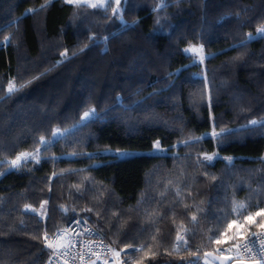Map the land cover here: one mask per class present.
Returning a JSON list of instances; mask_svg holds the SVG:
<instances>
[{
  "label": "trees",
  "instance_id": "16d2710c",
  "mask_svg": "<svg viewBox=\"0 0 264 264\" xmlns=\"http://www.w3.org/2000/svg\"><path fill=\"white\" fill-rule=\"evenodd\" d=\"M113 9L0 0V264H43L44 233L77 216L123 264L190 259L228 222L246 235L264 219H243L264 209V0ZM10 82L19 90L9 94ZM92 108L97 116L80 125ZM56 129L70 132L55 139ZM37 149L40 163L11 166ZM181 233L187 248L175 251Z\"/></svg>",
  "mask_w": 264,
  "mask_h": 264
},
{
  "label": "built area",
  "instance_id": "2783aa9c",
  "mask_svg": "<svg viewBox=\"0 0 264 264\" xmlns=\"http://www.w3.org/2000/svg\"><path fill=\"white\" fill-rule=\"evenodd\" d=\"M81 221L80 226L75 225V220ZM86 221V223H85ZM252 233H256V236H252ZM48 239L52 242L53 247L47 248V257L43 264H50V257L52 264H123V259L120 252L103 236V234L93 226L84 216H77L73 218L68 224L56 229L52 233H47ZM183 239L177 241L175 239L173 243V250L178 251L180 249H186L184 234H179ZM242 239L233 241L232 243L217 245L215 244L209 249L195 248V256L183 261L170 262L166 260L151 262L148 264H205L207 261L209 264H216L210 260L205 254L212 253L217 256H231L232 260H229L228 264L235 263L237 256V250L232 248L233 244H243L249 239L257 242L259 238H264V231L257 228L246 235H242ZM219 238L214 237L215 240ZM43 244L45 240L43 236ZM219 249V251H217ZM225 249H231V251H224ZM55 253V255H53ZM64 253H67L65 255ZM119 253V255H117ZM259 259V257H256ZM245 263H253L252 260L244 257Z\"/></svg>",
  "mask_w": 264,
  "mask_h": 264
},
{
  "label": "snow or ice",
  "instance_id": "6c2138e0",
  "mask_svg": "<svg viewBox=\"0 0 264 264\" xmlns=\"http://www.w3.org/2000/svg\"><path fill=\"white\" fill-rule=\"evenodd\" d=\"M81 0H66V3L69 4H76L77 6H79ZM117 4H119L120 0H116ZM90 7H103L104 5L102 3L100 4H90ZM43 7V6H42ZM32 11V10H29ZM119 9H113V12L116 13L118 12ZM257 35L259 36H264V25H262L261 27L257 28ZM90 39H94L92 37H90ZM248 39H254V37L249 34ZM198 50L195 47H190V48H186L184 49V52L187 54L189 52L195 53ZM202 51V49H201ZM67 54V50H65L64 53H61L62 56H66ZM24 85H21V87H23ZM19 89L15 88L13 83H9L8 86V93L11 94L14 91H17ZM209 101H211V97H209ZM97 113L96 110L94 108L89 109L87 111H85L83 113V116L80 118V125H85L86 122L90 119H92L93 117H96ZM251 124L255 125L257 123V121L253 120L250 122ZM70 132V130L65 129L63 132H61L59 129L53 130V138L55 139H59V138H63L64 136H66L68 133ZM209 135H211L212 138H218L219 137V133H216L215 131V126H213V131L212 133H210ZM197 142L202 139V137H195L194 138ZM40 144L41 145H49L51 144V141H46L45 138L43 136L40 137ZM155 151H164L161 147H160V142L156 141L154 146H153ZM76 155H80V153H71L70 156H76ZM117 155L119 156H126L129 155L128 153H117ZM216 156V154H212V155H208V154H203V160L199 161L200 163H204L205 161L211 163V161L214 159V157ZM31 158L33 160H35V162L38 164L40 163V158H39V149L36 150V154H32V153H20L19 155L16 156V158L12 161H10V164L12 167H19L20 166V162L23 159L25 163H27L28 159ZM56 159V158H53ZM229 161L231 160V158H226ZM3 173H0V175H2ZM55 175V173L53 174ZM47 204V201L42 202L41 204V208H44V205ZM26 210L30 209L31 206L26 205L25 206ZM239 208H243V205H238V206H234L233 211H237ZM31 211L36 212V209H31ZM65 211H67V209H65ZM89 211H91V209H89ZM43 215V214H42ZM256 216H260V217H264V209H260L259 211L255 212L254 214H249L247 216H244V222L245 224L250 223V222H254V217ZM226 218V217H225ZM193 221L196 220V217L193 216L192 217ZM75 225L76 226H80L81 221L79 219L75 220ZM86 223V221H85ZM234 226L239 230V229H243L244 228V224H240L237 222V220H232L230 222L227 223V227L224 230V232H222L220 234V238H217L215 240V243L217 245L222 244L224 242V238L227 239H242L243 236L241 234L240 231H237L236 234L234 236H229L228 232L229 230L233 229ZM258 228H260L262 231H264V219H261L260 223L257 225ZM252 236H256V233H252ZM183 238L178 234L177 235V241H181ZM44 240H45V246L47 248H52L53 244L52 242L48 239V234L47 232L44 233ZM186 243V241H185ZM232 248H235L237 250V256L239 257V259L235 260V264H245V260L244 257L247 256L248 259L253 261V264H264V238H259L258 240V247H257V242L253 241L251 239H249L246 243L243 244H233ZM219 251V249L217 250ZM224 251H231V249H225ZM65 255H67V253H64ZM53 255H55V253H53ZM117 255H119V253H117ZM206 256L211 255V253H206ZM256 257H259V259H256ZM219 259H221V261H228V260H232L233 257L231 256H220L218 257ZM50 264H52L51 262V257H50ZM205 264H208V262L206 261Z\"/></svg>",
  "mask_w": 264,
  "mask_h": 264
},
{
  "label": "rangeland",
  "instance_id": "374dc122",
  "mask_svg": "<svg viewBox=\"0 0 264 264\" xmlns=\"http://www.w3.org/2000/svg\"><path fill=\"white\" fill-rule=\"evenodd\" d=\"M66 1V0H65ZM108 1H112L113 3H114V9H119V11L118 12H120L121 11V9H122V2L124 1V0H120V2H119V4H117V2H116V0H81V2H80V4H83V5H87V6H89L90 4H100V3H102L104 6L107 4V2ZM103 6V7H104ZM190 47H195L198 51L197 52H195V53H192V52H189V53H187L188 55H191V56H193V60L195 61V62H197V63H200V64H202L203 63V61H204V55H203V53H202V51H201V47L200 46H190ZM190 47H188V48H190ZM28 153V152H27ZM19 155V154H18ZM16 158V157H15ZM23 160V159H22ZM21 160V161H22ZM237 231H240V230H235V233L237 232ZM241 232V231H240ZM241 234H242V232H241ZM209 264V263H208Z\"/></svg>",
  "mask_w": 264,
  "mask_h": 264
},
{
  "label": "water",
  "instance_id": "95a60500",
  "mask_svg": "<svg viewBox=\"0 0 264 264\" xmlns=\"http://www.w3.org/2000/svg\"><path fill=\"white\" fill-rule=\"evenodd\" d=\"M210 260H212L214 263L216 264H228L229 263V260L228 261H221V259H219L217 255L215 254H212L207 256ZM232 264H235V263H232ZM245 264H253V263H245Z\"/></svg>",
  "mask_w": 264,
  "mask_h": 264
}]
</instances>
